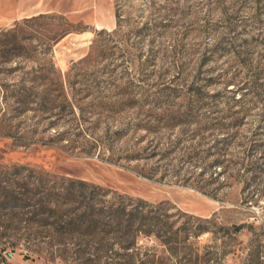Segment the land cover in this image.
I'll return each instance as SVG.
<instances>
[{
	"label": "rangeland",
	"instance_id": "374dc122",
	"mask_svg": "<svg viewBox=\"0 0 264 264\" xmlns=\"http://www.w3.org/2000/svg\"><path fill=\"white\" fill-rule=\"evenodd\" d=\"M241 1L0 0V187L33 203L53 199L37 191L69 179L91 182L101 186L99 201L109 197L103 195L108 189L160 207L165 220L156 228L167 233L159 237H188L174 231L198 221L189 222L180 210L210 219L209 231L196 241L200 255L211 258L208 264H264V129L258 128L264 102L223 92L233 76L264 75V2ZM117 5L127 21L110 43L115 55L74 67L91 50L96 31L117 27ZM237 8L230 22L224 10ZM39 14L62 15L76 31L50 46L47 41L45 54L44 35L63 19L23 22ZM145 24L149 29L134 33ZM72 67L87 74L71 83ZM60 77L70 99H76L71 85L82 89L77 97L85 113L79 107L76 114L39 109L59 99ZM190 85L222 93L207 98L215 106L175 117L171 113L186 109L183 96L171 94L189 95ZM88 89L93 96H86ZM149 96H160L156 105L143 102ZM102 100L109 104H97ZM164 113L186 122L163 127L158 118ZM147 119L151 132L136 127ZM216 120L225 129H215ZM253 131L258 134L251 143ZM75 206L62 208L70 216ZM30 211L0 203V264H92L103 254L102 242L84 252L76 243L87 238L62 233L56 217ZM156 237L141 236L137 244L156 255L154 264L187 263L190 246L173 242L168 248ZM113 247L110 253L122 251L118 243Z\"/></svg>",
	"mask_w": 264,
	"mask_h": 264
},
{
	"label": "trees",
	"instance_id": "16d2710c",
	"mask_svg": "<svg viewBox=\"0 0 264 264\" xmlns=\"http://www.w3.org/2000/svg\"><path fill=\"white\" fill-rule=\"evenodd\" d=\"M248 2H253L258 7L259 5H262L264 0H242L241 5L247 6ZM156 10L159 11L160 9L156 8ZM224 13L227 17V20H230L231 22V20H236V17L238 16V8L233 9L232 11H230V9H225ZM257 14L258 12H256V15ZM52 17L54 19H63V21L57 24V29L53 31L51 35H44V40L47 43H44L46 46L44 48L45 54L47 53L48 49L47 41H49L50 46L52 42L59 41L69 33L76 31V29L73 28L69 22H64V19L66 18L62 15L39 14L30 18H25L23 21L24 23H31L37 20H44ZM116 17L117 27L113 30L102 29L96 31V36L91 44V50L86 56L77 61L74 64V67L86 63L90 64L96 61L99 62L100 58H108L115 55V52L111 50L110 43L116 42L120 38L123 23L127 21L125 16L122 14V9L119 5H117L116 8ZM144 26L145 27H140V29L135 30L134 33H141L142 31L149 29L148 25L145 24ZM16 27H14V29H8L2 34V36L16 31ZM17 39V36L14 35L13 41L16 42ZM8 41L10 42V40ZM73 70L74 68L72 67L66 78L71 81V83L78 82L77 78L87 74L86 71L82 72L80 69H76L74 70L73 75L71 74ZM110 72H112V70ZM263 78L264 75H246L243 79H238L236 76H233L228 79V81H226L223 92L227 93L231 91H240L241 95L237 98L238 100L248 93L252 94L253 98L257 97L264 102ZM58 85L59 87H57L55 91L57 92L56 96L59 99L57 101L55 100L54 102L47 101V103L42 104V107L39 109L43 111L70 108L76 114V107H79L83 113H85L82 103L79 104V100L82 98L78 99L77 97L82 89L78 90L73 85H71L72 93L74 92V95H76V99L74 100L69 98L68 89L65 86L64 79L62 77L59 78ZM85 92L86 96L93 94L89 93V89ZM187 92L189 95L171 94L172 97L183 96V106L186 109L184 111L179 110L174 111L176 113H171L174 114L175 117L176 114L179 116L192 115L194 112L204 109L207 106H215V104L210 105V103L207 101V98H218L220 93H222V91H218L210 95L205 90L204 85H198L197 87L190 85L187 89ZM150 98V96L146 97L143 102L152 101L153 104L156 105V101L159 100L158 98H160V96L155 97L154 99L151 98V100ZM97 104L106 106L109 103L102 100L98 101ZM247 111L248 109H244L243 114L247 113ZM167 115V113H164L162 117L158 118V123H162L163 127H174L186 122L184 119L169 120ZM225 124L226 123L222 121L216 120L213 125H215V129L223 130L225 129ZM136 127L143 128L146 132H151L153 128L151 121H148V119L146 121L140 120L138 123H136ZM258 128L264 129V125H259ZM258 132L253 131L252 135L249 137V141H251V143L253 140L257 139L256 136ZM63 134V132H60L58 136L61 138L63 137ZM248 166V164L245 165L246 169L249 168ZM13 168L21 167L16 165ZM0 188V192L3 194L2 196H4V199L0 201L2 205L6 203H12L13 206H19L23 209L27 208V212H32L30 209L34 208V215L45 216V219L47 220L48 218L56 217V220L53 224L58 226L56 227L58 231L62 233L68 232L72 234H79L84 236V238H87L83 239L85 241L81 240L80 242L78 241L76 243L79 245V248H81L83 244L85 245V248L81 249L84 252H87L88 249L90 250L91 248H94L95 243L102 242L104 252L103 254L98 255V259H96L95 263L92 264H154L157 261L156 255L150 252V249H146L145 252H142L137 247L139 238L141 236H158L156 238L160 239V241L168 248L173 242L182 246H190L189 256H185V258H187L186 264H208V262L211 260L209 257L205 258L204 255H200V246L196 242L199 238L198 236L209 231V227L206 223L210 222V219H203L196 215H192L180 210L182 214L188 216L189 222L193 219L198 221V223L193 224L191 227L186 226V221L180 226V229L182 228V230L174 231L176 234H179V232H185V235L188 237H159L164 236V234L167 233L166 231L165 233H160L159 229L156 228L158 225H163L165 220L162 216L163 213L159 212L160 207H154L144 199H135L134 197L124 193L109 191L108 189H105V193H103V195L109 197L99 201L97 196L99 195L98 190L101 189V186L91 182L69 179L68 182H66V184L62 185L61 187L53 186L51 189H42L41 191H37V193L44 192L45 194L54 196L53 199H48L46 201L39 199L33 203H29L25 200L23 201L21 198H18L16 195V190L14 189H8L6 186H1ZM249 199V195L245 197L246 201H249ZM68 203L77 204V206H75L72 210L70 216L67 215V212L62 208L63 204ZM169 204L171 205L172 203ZM173 207L176 206L173 205ZM82 209L83 211H79ZM44 224L49 225L50 223L45 221ZM115 243H118L119 248L122 249V251H112L110 253L109 251L113 250ZM95 248L100 249L102 247ZM176 248L179 247L176 246ZM103 257H105V259H103ZM84 264H91V262L86 261Z\"/></svg>",
	"mask_w": 264,
	"mask_h": 264
}]
</instances>
